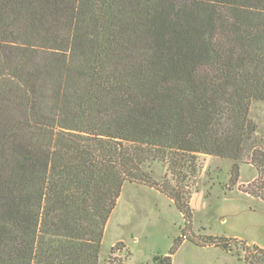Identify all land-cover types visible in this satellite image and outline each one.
<instances>
[{"label": "trees", "instance_id": "trees-1", "mask_svg": "<svg viewBox=\"0 0 264 264\" xmlns=\"http://www.w3.org/2000/svg\"><path fill=\"white\" fill-rule=\"evenodd\" d=\"M255 102L264 0H0V264H100L127 183L190 225L191 193L145 168L183 175L205 154L233 161L235 183L248 158L262 177Z\"/></svg>", "mask_w": 264, "mask_h": 264}, {"label": "rangeland", "instance_id": "rangeland-1", "mask_svg": "<svg viewBox=\"0 0 264 264\" xmlns=\"http://www.w3.org/2000/svg\"><path fill=\"white\" fill-rule=\"evenodd\" d=\"M250 118L258 130L248 150L264 153V103L252 105ZM193 157L183 175L179 170L181 175L169 176L163 163L145 168L158 186L168 179V184L191 193V224L164 193L127 183L108 223L100 264L107 263L113 248L120 264H161L157 258L171 252L172 264H249L244 256L264 250V175L259 177L248 158L240 164L235 183L233 161L205 154ZM211 236L226 238L232 253L197 244ZM257 254L256 261L264 264V255Z\"/></svg>", "mask_w": 264, "mask_h": 264}]
</instances>
